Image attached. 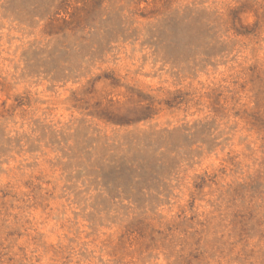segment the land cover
Listing matches in <instances>:
<instances>
[{"label":"rangeland","instance_id":"1","mask_svg":"<svg viewBox=\"0 0 264 264\" xmlns=\"http://www.w3.org/2000/svg\"><path fill=\"white\" fill-rule=\"evenodd\" d=\"M0 264H264V0H0Z\"/></svg>","mask_w":264,"mask_h":264}]
</instances>
